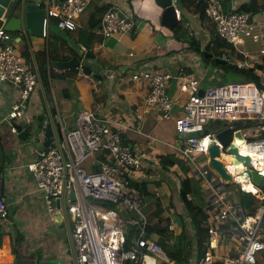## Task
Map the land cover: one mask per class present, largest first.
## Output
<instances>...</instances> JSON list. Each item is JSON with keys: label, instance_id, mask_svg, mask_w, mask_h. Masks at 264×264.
<instances>
[{"label": "built area", "instance_id": "2783aa9c", "mask_svg": "<svg viewBox=\"0 0 264 264\" xmlns=\"http://www.w3.org/2000/svg\"><path fill=\"white\" fill-rule=\"evenodd\" d=\"M92 1L47 0L43 7L46 11L43 37L48 36L53 20L62 30L76 31L80 16ZM224 2L207 0L206 18L222 40L231 44L236 52L243 53L246 40H262L255 32L260 23L256 22L253 13L233 8L227 10ZM97 29L104 38L132 35L135 22L132 15L111 7L104 13ZM261 54L264 55V48ZM222 59L227 60V55L224 54ZM237 66L252 68L247 62H237ZM171 77L168 71L156 72L145 65L132 74L134 81L149 82L146 104L158 107L164 120L174 118L173 110L179 104L167 94ZM0 84H11L20 89V99L11 106L5 118L12 125L11 131L17 133L14 122L19 119L30 122L26 117V103L42 83L38 71L28 66L16 50L12 33L4 29H0ZM180 87L186 99L181 104L180 115L174 118L179 139L168 145L180 160L193 164L189 173L191 180L200 183L201 193L210 195L217 211V218L208 229V251L199 264H259V255L264 251L260 236L262 215L248 216L229 190L223 191V183L210 164L209 148L213 143L220 146L225 168L244 192L256 196L261 193L252 182L249 169H241L234 163L230 145L224 147L220 144L217 134L226 128L241 130L244 141L236 148L241 155L250 157L251 169L264 179V83L262 88L251 81L203 88L200 79L189 78L183 80ZM78 100L84 102V97L80 96ZM143 121V114L138 113L134 126L130 128L102 118L91 109H84L78 114L77 126L67 132L62 141L46 146L38 152L34 162L27 164L47 214L52 218L55 212L65 209L69 216L75 255L63 264H158L159 259L171 263L163 247L146 236L150 220L144 211L143 194L133 175L147 155L136 153L133 144H126L123 139L128 129L142 133ZM224 121L234 124L227 126ZM217 122L223 126L214 127ZM206 130L208 134L203 135ZM195 132L199 133L198 138L187 137ZM234 142L233 138L231 143ZM243 145H246V151ZM200 156L206 157L204 164L199 162ZM244 183H251L255 189L250 191ZM124 213L129 215L126 217ZM8 215L6 200L0 197V237ZM229 221H233L229 231L222 232ZM133 227L137 228L139 235L132 247L124 250L127 232ZM225 235L233 242L235 251L222 256L218 248ZM0 264H17L16 254L3 245L0 246Z\"/></svg>", "mask_w": 264, "mask_h": 264}, {"label": "crops", "instance_id": "0c3cea01", "mask_svg": "<svg viewBox=\"0 0 264 264\" xmlns=\"http://www.w3.org/2000/svg\"><path fill=\"white\" fill-rule=\"evenodd\" d=\"M32 1L40 3L42 8L47 2V0ZM144 1L93 0L80 16L76 32L69 33L62 30L55 22L49 26L47 37L30 35L27 38L22 30L10 31L16 50L21 53L26 64L35 70H37L36 54L40 52L46 53L49 69L57 73L65 71L52 68L50 65L52 61H67L75 55L84 59L86 54H90L94 55L95 59H88L86 63L94 66V72L100 73L105 78L99 81L93 76L83 74L80 69H73L74 77L67 80L53 79L51 97L46 95L43 88L31 95L26 103V117L30 119V122L25 119L14 122V126L18 129L17 133L11 131L12 125L5 118L11 106L20 99V89L11 84H0V197L5 198L9 212L3 226V233H6V236L2 245L12 250L10 235L14 236V240L19 235L22 236L20 249L22 256L21 260H17V264H63L75 255L69 216L59 223L47 214L27 164L34 162L38 152L46 146L62 141L64 135L77 126L78 114L84 109H91L102 118L130 126V128L136 122V115L143 114L142 133L128 129L123 139L126 144H133V150L136 153L147 155L141 168L133 177L143 194L144 211L149 217L150 227L155 228L149 238L161 245L165 243L171 252L175 251L173 259L167 254L170 264H199L201 257L208 251L206 230L217 218L212 198L206 193H201L200 183H194L190 174L186 175L180 165L168 164L171 157L178 158V156L168 145L174 142L165 141L160 138V135L164 129L171 134L176 129L174 118L180 115L181 104L186 99V94L180 87L183 80L200 79L202 87L205 82L216 84V79L221 76V70L211 61H205L201 55L192 51L188 42L177 39L170 29L161 25V10L155 5L154 0V9H151L145 17L141 16L135 5L140 7ZM248 1L229 0L228 2H232V8L239 11L238 8ZM259 1L264 3V0ZM199 2L194 1L184 6L181 1L177 4V10L180 19L183 16L186 17L185 26L188 34H194L201 44V50L207 52L206 49L216 29L209 20L201 18ZM96 5L116 7L122 13L132 15L135 33L104 38L95 27L92 32L102 39L95 42L92 49H87L86 43H89L91 37L85 33V30H89L92 8L96 9ZM96 17L99 18V15ZM255 19L258 24L260 23L257 28H263L264 12L257 13ZM96 36L93 38H97ZM261 44V41L246 40L242 47L243 53L236 52L240 57L233 53V57L228 62L235 65L237 62H247L261 73L259 65L264 60V55L261 54L264 47ZM72 51L76 53L71 55ZM51 56L59 60H54ZM66 56L70 57L65 59ZM39 61H42V58H39ZM143 65L153 68L156 72L168 71L172 74L167 94L171 99L178 100L179 104L173 110L174 118L168 120L166 124L160 109L146 104L150 93L149 82L132 80V74ZM88 84L92 85V97ZM42 93L46 100L45 104ZM65 93H68L70 97L65 98ZM94 93L98 94V101L95 100ZM80 96L84 97V102H79ZM103 96L106 97L103 98ZM216 124L222 125V123ZM186 178H189L191 185L186 199L196 207L192 211L179 197ZM193 188H199L198 193L203 195L201 201L195 195L196 193L194 194ZM234 188L236 187L232 186L228 190L234 200L239 203ZM257 197L262 200L261 203L264 202L262 190ZM189 211L201 223L200 229L196 232L190 228ZM175 212L181 217L179 226L176 225ZM204 213L207 214V219L204 218ZM263 213L264 209L259 214L263 215ZM128 215L124 213V216ZM232 223L233 221H229L222 232L229 231ZM263 223L264 220H262ZM162 227H166L167 231L159 232ZM185 227L193 236L191 245L188 250H172L175 239ZM260 236L264 242V231ZM229 239L228 235L221 238L218 252L222 256L231 255L235 251L233 242ZM163 264L169 263L163 262ZM259 264H264V251L259 255Z\"/></svg>", "mask_w": 264, "mask_h": 264}, {"label": "trees", "instance_id": "16d2710c", "mask_svg": "<svg viewBox=\"0 0 264 264\" xmlns=\"http://www.w3.org/2000/svg\"><path fill=\"white\" fill-rule=\"evenodd\" d=\"M60 1H64V0H60ZM194 1H200L199 7L201 11L200 12L201 18L207 19L206 12H205L206 7H207V0H182V5L187 6L189 3L194 2ZM224 1L228 2L229 0H224ZM92 9H93L91 12L92 15L90 16V19H89V30H85V33H88L87 35H89L92 39V40L90 39L89 43H86L87 49H92L95 42L101 41L102 37L100 36L97 37L96 34L92 32V29H94L95 27L99 25V23L101 22L103 18L104 13L109 9V6H97L96 5V9L95 8H92ZM238 10L239 12L253 13L254 15H256L257 13H260L261 10H264V3L260 2L259 0H249L248 2L241 5L238 8ZM98 15H99V18L96 17ZM52 22H55L57 24L56 20H53ZM185 22H186V17L185 16L181 17L178 25L174 29L171 30L173 35L179 40H185L186 42H188L190 44V48L192 49V51L197 52L196 54L198 55H201L205 61H211L215 67H218V69L221 70L220 78H217L216 79L217 81H215L217 85L228 84L227 73L229 71H232L233 75L238 78L239 82L251 81V82H255L260 88L263 87L264 60H263V63L259 65V69L261 70V73L258 72L256 68H249V67L239 68L238 67L235 69V68H228L227 66L217 65L214 59L215 58L222 59L224 53L227 54V60L228 61L231 60V58L233 57V53H236L234 47L231 44H228L227 42L222 40L217 34V32L215 31V35H213L212 41L210 42L208 48L206 49L207 52L212 51L214 57L213 59H211L210 57H205V51L201 50V44L197 40V37L194 34L193 35L188 34L186 26H185ZM76 31H73V32H76ZM68 32L71 33L72 31H68ZM95 36L97 38H93ZM75 53H76L75 51H72L71 55H74ZM236 55L240 57L239 54L236 53ZM70 56H66L64 58L68 59ZM39 58H42V61H39ZM46 58H47V55L45 52H40L36 54L37 71L40 76L43 89L46 95L51 97L52 96L51 82L53 79H66L67 80L68 78L74 77L75 74L72 72V70H67L61 73L51 71L48 67V62ZM51 58L54 60H59V58L57 57L51 56ZM167 92H168V88H167ZM94 95H95V100L98 101L99 100V97L97 96L98 94L94 93ZM64 97L69 98L70 95L68 93H65ZM105 97L106 96H103V98ZM239 126L241 127V125ZM168 164H173V165L178 164L180 165V167L182 168V170L184 171L186 175H189L190 173L191 167L185 162H183L182 160H180L179 158L171 157L170 160L168 161ZM190 186H191L190 180L189 178H186V182H184L182 186V190L185 191L186 195L188 194ZM232 186L237 188L236 193L238 196V201L248 216H254L262 212V210L264 209V206H261L262 200H260L256 195H253L251 193H247L241 190L240 189L241 186L239 184H236V183L229 184L226 187L227 189H230ZM260 189L262 190V193H264V182L262 183V186L260 187ZM193 190H194V194L196 193L195 195H197L198 199L201 201V198H203L202 194L204 193L199 194L198 193L199 188H193ZM179 197L180 199H182L181 196ZM184 204H186L185 206L188 205V209H190L191 211L194 208H196L192 203H189L188 199L185 200ZM188 216L190 217V225H191L190 228L196 232L197 230L200 229L201 223L198 222L196 216H194L192 212L189 211ZM203 216L205 219H207L206 213H204ZM263 220H264V217H263ZM154 230L155 228L149 227L146 236L150 237V235L153 233ZM166 231H167L166 227L165 228L162 227L159 230V232H162V233ZM206 232H208V230H206ZM138 235H139V231L137 230V228L135 227L130 228L127 232L126 242L124 244L123 249L129 250L132 247ZM5 236H6V233L2 232V235L0 237V246H2ZM192 237L193 236L189 232L188 228L185 227L182 233L179 236H177V238L175 239L174 246L171 249L172 250H186V249L188 250V247L191 245V242H192ZM206 240L208 244L209 236H206ZM21 244H22V236L19 235L18 238L14 240V236L10 235V245L12 247V252L16 254L18 261L21 260V256H22L20 254V249L22 246ZM161 246L163 247L166 254H168L172 259L175 257V254H174L175 251L171 252L170 248L165 243H163Z\"/></svg>", "mask_w": 264, "mask_h": 264}, {"label": "water", "instance_id": "95a60500", "mask_svg": "<svg viewBox=\"0 0 264 264\" xmlns=\"http://www.w3.org/2000/svg\"><path fill=\"white\" fill-rule=\"evenodd\" d=\"M182 0H154L155 5L161 10V25L167 29H174L179 21V12L177 10V4ZM227 10L232 9V2H224ZM46 18V11L42 8L41 4L32 0H0V29L6 31H19L22 30L23 33L29 38L30 35L37 37H43L44 33V22ZM205 52V56H210L213 58V54H208ZM88 59H95L94 55L86 54L84 59H81L79 55L73 56L67 61H52L50 63L51 67L58 71H67L73 69H80L83 74L87 76H93L99 81H103L105 78L100 73H95V67L89 65ZM215 63L217 65L227 66L228 68H238L237 65L228 62L227 60L221 58H215ZM90 89V96H93L92 85L88 84ZM43 88V87H41ZM203 90H201V93ZM42 100L45 104L46 100L42 93ZM90 108V107H89ZM203 135H207L208 131H204ZM188 138H198L199 133H190ZM235 140L234 143L231 141ZM217 139L220 144L226 147L230 145V153L235 157L234 163L240 165L241 167H246L249 169V176L252 182L260 186L264 182V179L257 174V171L251 169V159L249 156L241 155L236 146L243 143L244 138L241 130H234L232 128H226L220 130L217 134ZM222 153L220 146L216 143L211 144L209 148V159L211 167L218 174L220 180L222 181L223 191L227 189L226 185L234 184L233 175L225 168L224 162L221 160ZM183 201L186 200L185 191L181 192ZM264 213L262 215V218ZM53 219L59 223H62L68 216L65 209H60L52 215Z\"/></svg>", "mask_w": 264, "mask_h": 264}, {"label": "rangeland", "instance_id": "374dc122", "mask_svg": "<svg viewBox=\"0 0 264 264\" xmlns=\"http://www.w3.org/2000/svg\"><path fill=\"white\" fill-rule=\"evenodd\" d=\"M153 6H154V4H153V0H145L144 3H143V5L140 6V7H138L137 5H135L136 10H137V11H140L141 16H143V17H145L146 14L150 13L151 9H154ZM142 23H143V22H142ZM255 32H257V33H259V34L261 35V38H262V40H261V43H262V44H261V45H263V47H264V28H257V27H256V28H255ZM182 42H183V41H182ZM259 44H260V43H259ZM227 77H228V83H237V82H239L238 78H237L236 76L233 75V72H232V71H229V72L227 73ZM214 86H217V84L210 83V82H205V83L203 84V87H204V88H210V87H214ZM171 93H173V91H171ZM79 108H80V106H79ZM167 121H168V120H165L164 124H166ZM172 123H174V122L172 121ZM217 123H219V122H217ZM224 124L227 125V126H229V125H233L234 123H232V122H228V121H224ZM174 125H175V124H174ZM215 125H217V124L214 123V127H216V128H219V127L223 126V124H222V125H219V124H218V125H219L218 127L215 126ZM208 126H209V125H208ZM160 138H161V139H164L165 141L170 140V141L176 142V140L179 139V136H178V134H177V132H176V129H175L174 132H172V134H171V132L168 131L167 129H164L163 132H162L161 135H160ZM199 162L202 163V164H204V163L206 162V157H205V156H200V157H199ZM188 165H189L190 167H193V164L190 163V162L188 163ZM261 186H262V185L257 186V187L260 188ZM240 189H241V187H240ZM234 190H236V192H237V188H234ZM241 190H243V189H241ZM99 204H101V205H106V203H104V202H99ZM108 206H109V205H108ZM261 206H264V202L261 203ZM256 215H257V214H256ZM259 215H260V214H259ZM174 218L177 220L176 225L179 226V221L181 220V217L175 212V214H174ZM262 231H264V223L262 224ZM262 231H261V232H262ZM158 264H163V262L161 261V259L158 260Z\"/></svg>", "mask_w": 264, "mask_h": 264}, {"label": "bare ground", "instance_id": "6f19581e", "mask_svg": "<svg viewBox=\"0 0 264 264\" xmlns=\"http://www.w3.org/2000/svg\"><path fill=\"white\" fill-rule=\"evenodd\" d=\"M242 148H243V150H245V151L247 150L246 145H243ZM255 158L258 159L259 156H256ZM261 165H262V163L260 164V166H261ZM239 167L242 169V167H241L240 165H239ZM244 187L247 188V189H249L250 191L255 189V187H254L251 183H244ZM251 220H253V219H250V221H251ZM73 246H74V245H73Z\"/></svg>", "mask_w": 264, "mask_h": 264}]
</instances>
